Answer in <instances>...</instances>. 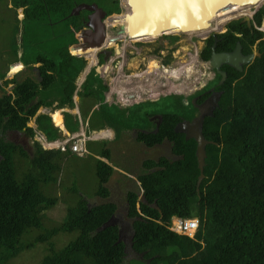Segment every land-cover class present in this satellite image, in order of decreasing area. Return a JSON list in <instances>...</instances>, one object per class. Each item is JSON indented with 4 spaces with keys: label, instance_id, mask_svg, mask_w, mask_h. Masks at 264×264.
<instances>
[{
    "label": "trees",
    "instance_id": "obj_1",
    "mask_svg": "<svg viewBox=\"0 0 264 264\" xmlns=\"http://www.w3.org/2000/svg\"><path fill=\"white\" fill-rule=\"evenodd\" d=\"M93 3L107 15L121 12L118 0H9L15 14L16 10L23 9L20 60L25 66H40L28 69L36 71L37 78L16 82L19 76L16 75L11 81H5L6 86L10 82L15 85L11 94L0 85V264H15L23 256L39 250L42 256L38 264H125V245L117 242L118 228L107 225L117 207L110 203L87 206L82 199L71 206L70 194L62 193L63 203L67 206L64 221L48 220L45 211L57 206L56 189L62 186L58 183L61 158L56 157L57 152L43 150L38 144L31 147L33 156L29 158L28 148L9 141L8 136L13 132L34 135L27 124L40 107L51 106L45 93L55 88L60 92L54 96L62 98L59 107L63 103L74 107V80L86 61L71 56L68 50L74 56L85 57L93 65L101 48L82 45L70 48L79 43L77 36L89 12L82 11L77 16H71V13L78 5ZM241 6L229 13L227 23L253 15L255 7ZM263 17L264 7L253 16L252 22L260 27ZM212 19L210 31H223V17ZM24 23L35 27L62 24L61 33L53 32L50 40L57 42L60 36L67 35L71 42L59 45L53 53L39 52L29 58L28 50L39 47L40 40L28 39L30 33ZM106 27L118 28L120 21ZM226 29L225 33L217 35L220 41L216 52H231L239 42L244 55L256 49L259 56L244 66L243 72L225 67L227 79L218 87L223 90L219 106L213 116L203 122V136L211 143L206 147L205 178L198 190L200 171L196 143L186 141L183 134L175 132L184 113L167 109L156 133H137V142L149 149L167 144L177 159L159 158L157 162H146L145 166L152 167L153 171L138 179L143 190V201H139L138 210L135 207L137 194L133 192L127 197L128 207L123 219L131 221L132 249L140 255L129 264H264V40L261 32H264V22L261 31L242 21H233ZM207 34L196 33V36L203 40ZM164 38L172 42L178 39L177 36ZM213 42L212 36L205 41L201 60H209ZM104 46L115 48L114 39L107 38ZM16 55L14 52L11 63L17 61ZM75 60L80 61L79 68H76ZM103 63L101 59L100 64ZM195 63L194 58L175 70L154 73L148 69L146 74L157 77L163 73L160 79L166 77L175 84L182 81V74L196 73ZM7 71H0V79L5 78ZM15 74L9 72L7 76L10 78ZM95 75V69H92L82 85L84 96L94 93L92 86L96 83L89 85V80ZM137 77L142 79L143 75L133 76L134 79ZM97 87L106 90L101 81ZM180 100L178 98L183 107ZM36 123L48 140L59 137L46 115L38 116ZM121 123H112L119 133L130 129L124 120ZM50 128L53 133L48 131ZM22 160L26 162L21 163ZM99 164L107 169V172L101 167L98 169L97 177L102 184L107 182L112 169ZM98 191L99 195H105L102 186ZM172 216L199 219L194 239L168 229ZM73 232L76 233L73 240L59 247L56 245L63 237L61 235Z\"/></svg>",
    "mask_w": 264,
    "mask_h": 264
},
{
    "label": "rangeland",
    "instance_id": "obj_2",
    "mask_svg": "<svg viewBox=\"0 0 264 264\" xmlns=\"http://www.w3.org/2000/svg\"><path fill=\"white\" fill-rule=\"evenodd\" d=\"M120 1H122L123 3V8H125V10L128 11L127 3L124 0H119V2ZM239 6H234V7L232 6L226 9L225 11H219L218 13H216V15H214L213 18L222 16L224 19L223 31L216 33L212 32L211 34H208L206 38L213 35V33L218 35L223 34L230 23H232L233 21L243 20L244 18H241L227 23L230 20L229 13L238 9ZM263 7L264 6H262L261 8ZM20 13L21 10L16 11V14L14 13V10H11V5L9 4V0H0V71L2 72H4L5 70L4 66L6 65V62L12 59L14 52L16 53L23 52V48L21 44L22 18L20 16ZM123 18L124 15H122L121 18H114V20L113 18H110L106 21V23L107 25L113 26L116 21H120L119 19H123ZM15 19H17L18 23ZM263 22H264V17L262 19V23ZM60 25L50 26L43 24V25H39L38 27H35L34 25L32 26L27 23H24V27L28 26V31L30 33L28 39L40 40L39 47H37L36 49L31 48L28 50V52L30 51L29 58H31V55L36 56L39 52H43V53L48 52V54L53 53L56 51V48L59 45L61 46L62 44L67 45L71 42V39H69L67 35L60 36L57 39V42L54 40H50V38H53L52 36L53 32L56 31L59 34L61 33L62 27H60ZM210 30L211 29L206 30L204 33H209ZM173 31L176 32L177 30H173ZM189 31L190 28L186 33L187 35L185 34L172 35L178 37V39L174 42L170 41L168 38L165 39L164 37L146 39L148 41H143V42H132V41L128 42L122 40L123 43L115 45V48L114 47L111 48V51H113V53H111L112 57L108 61H106V63L105 62L103 63V65L106 66L114 65L113 67L114 69H112V71H110L108 75H102V77L105 76L104 80L110 85L106 91L110 90V87L112 88L113 91L116 90L121 91L124 90L126 87V94L121 103L126 102L130 104L133 103V101L136 102L145 101L141 103H135L133 105H128L127 107L129 108L123 111H120L115 106L113 109H108L107 111L110 112L111 113L110 116H112L110 119L112 120V122L116 123L117 125H120L122 124L121 121L124 120L126 122L127 127L132 129H137L138 131H140L141 128L151 127L150 119L152 118L153 114H164L165 112L167 113V109H171L175 111L179 110L180 113L182 114L184 113L186 115H189V113L192 112L191 105H184L182 107L179 104L178 98L174 96L165 97V95H176L187 98L186 96L192 94L193 91L198 90L200 87H203V85L213 80V74L209 69L208 63L201 60L200 58V53L205 47L204 45L206 39L202 40L196 36L197 32H189ZM115 33H116V28H111V29L107 28L106 38H113L112 36ZM262 39L264 40V33ZM116 50L122 51V56L118 54L116 55ZM81 58H83L86 61L85 66L87 70H89L91 67L94 66V64L91 65V62L87 61L85 57H81ZM194 58L196 59V63H195L196 73H194L191 76L187 75L186 73L182 74L181 76L182 81L175 83V85L171 84L174 82V80L166 79V77L160 79L156 77L154 74H148V76L145 75L148 71V66H149L148 64L153 65L155 62H157L158 65L160 66V69H158L159 71L157 73H160L161 70L163 69L169 70V69L179 68L180 65L181 66L183 65V62L187 64L188 61H190V59H194ZM74 64L75 66H77L76 68L80 67V61L75 60ZM162 65L165 66L166 68H163ZM122 66L123 69L119 71V67ZM22 69L23 66L21 64H16L11 67V72L17 74ZM150 70L152 72L155 71L153 69ZM98 71L99 72L101 71V73L104 74L103 73L104 66H101L98 69ZM144 71L145 74H142ZM136 75H141V76L143 75V78L136 80L133 78V76ZM97 77L98 76L95 75L94 78H91L89 80V85H91V83H96L100 85V81H101L100 77L98 78ZM167 83H169L171 87L169 88L161 87L163 84H167ZM210 84L215 85V82H212ZM0 85L4 87L6 92H11L14 88V85L6 86L3 79H0ZM212 87L213 86L210 85L208 87V90L212 89ZM154 89L155 91H153ZM160 96L161 98L159 100H156L157 97ZM113 99L115 100L116 97L113 96ZM181 102L183 103V101ZM51 114H52L51 117L55 125L61 127L62 117L60 113L56 111L55 113L52 112ZM147 115H151V116L147 117ZM28 125H31V123H29ZM8 136H10L9 141H13L12 134H9ZM22 137L23 136L21 134H18L16 136L15 139L17 140V143L18 142L22 143L23 141ZM22 145L23 147H26L24 142ZM27 150L30 151L29 158H32L33 156L31 152L32 149L28 148ZM112 150L114 151L112 152L110 161L113 162V164H115L116 166L124 168L127 172H131L130 171L131 166H129V164L126 163L125 161L141 162L144 159L145 155L147 154V151L145 155L136 152L133 145L132 144L127 145V142H120L119 146ZM23 162H26V160L21 161V163ZM82 168L84 169V164L83 165L74 164L72 162L66 164L64 174H67V178L63 181V186H60L61 189L59 188L56 189V193L59 199L57 202V206H55L50 210H46L45 218H47L52 222L57 221L61 223L64 221L66 217L65 212L67 210L66 209L67 206L63 203L62 200L63 199L62 193L64 191L70 194V198L68 199V201L71 203V206H73L76 202L78 203L81 199H84L85 196L89 197L95 194V192H97V189L100 188L98 177L94 175V173H92L91 175V170H83ZM121 186L122 183L119 186V188L114 187L113 189V194H114L113 197L120 205L119 209L124 208L125 205L124 189L123 187L121 189ZM98 197L101 198L109 197V194L98 195ZM64 214L65 216L63 217ZM112 222L114 223V221ZM114 224L118 226L120 225V222L116 221ZM125 227L126 226L122 228L123 230L122 240L124 242L125 240L128 241V237L131 236L130 231L124 232ZM61 236L63 237L60 238L59 240L60 242L56 244L58 247L61 246L62 243L67 244L69 241L73 240L76 237V233L73 232L71 234H63ZM126 247L127 249H126V256L124 261L125 264H129L131 263V261L140 258V255H137L132 250H130L129 242L126 243ZM41 256H42L41 251L39 250L35 253H30L26 255V257L23 256L22 258L17 260L15 264H36Z\"/></svg>",
    "mask_w": 264,
    "mask_h": 264
},
{
    "label": "crops",
    "instance_id": "obj_3",
    "mask_svg": "<svg viewBox=\"0 0 264 264\" xmlns=\"http://www.w3.org/2000/svg\"><path fill=\"white\" fill-rule=\"evenodd\" d=\"M82 5H86V4H82ZM77 7H79V5ZM77 7H75V9ZM20 10L22 14L23 9ZM81 12L82 11H80L79 14ZM72 16H77V15H72ZM22 54L23 52H17L16 55L17 61L11 63L10 62L12 60L11 59L10 61L6 62V65L4 66L5 70L8 71L11 70V67L16 64H21L23 66V69L17 74L19 76L16 78V82H22L28 78L38 77V73L36 71H28V69L31 68L37 69L40 66V64H28L26 66L23 65L22 61L20 60ZM109 68L107 70V73L105 74L102 73L99 74L95 70L96 75H98L102 81V86H105L106 90L107 88H109L110 85L104 80L105 76L102 77V75H108L109 72L112 71V69H114L112 68V66H109ZM119 68L122 69V67ZM91 70L92 69L87 70L85 66L75 77L74 80L75 90L72 96V102L74 104V107L71 108L68 105H66V103H63V106L59 107V103L61 102L60 99L62 98L54 96L55 93L60 92L59 89L55 88L53 89V91H50L49 93H45V95H47L48 97L47 102L51 106L40 107L35 117L32 118L29 122L31 123V125L28 126L34 129V131L38 133L41 137L46 138L45 134L42 131L38 130V126L36 123V119L38 116L46 115L50 119V123L53 126V128L58 129L56 130L57 131L56 133L60 136L59 138L56 139L57 141H63L67 139L68 136L76 137V136L84 135L86 138L85 149L87 151L85 155L78 156L75 153H71L69 150H66L65 152L55 151L57 152L56 155H58L56 157L61 158V169L58 175L60 177L59 180L60 182L58 183H61V185L63 186V181L67 178V174H64L67 163L72 162L74 164H81V165L84 164V169L82 168L83 170H91V175L92 173H94V175L97 176L99 167L102 168V171L107 172V169L99 164V162L101 161L105 163L107 166L112 168L111 175L109 176L107 182H104L102 184L99 183L100 186H102L103 189H105L104 192L105 195L109 194V197H103V198L98 197L99 195V191H98L99 188H98L95 194L89 196V197L92 196L94 197L89 198L85 196L84 199L82 200L90 201L91 199H95L96 204H106V203L113 204L114 206L117 207L116 213L125 215L128 207L127 197L130 193L133 192L136 193L138 196V201H143V190L141 187H139L140 182L138 181V179L139 177L146 176L149 173H152L153 171L152 167L148 165L145 166L146 162L148 160H153L157 162L159 158H163V157H159V153L157 151L155 152V150L151 154V156L146 157V155H148L146 154V149L140 147L138 145L140 143L137 142L135 139V133L137 134L139 132L137 129L130 128L129 130L119 133L113 127L112 123L114 124V122L110 120L112 117L110 116L111 113L108 112L107 110L113 109L114 106L117 107L120 111L127 110L129 107H125L127 105L124 104L122 105L121 103L123 98L125 97L126 92H123V94L122 93L119 94V90L113 91L111 87L110 90L104 91V90H100L97 87V84H94L92 86V88L94 89V93L90 92L89 95L84 96L86 93L84 92V88H82V85L86 81ZM7 75L5 76V78H3V81L10 80L12 78V77L8 78ZM9 85H14V84L10 82L8 83V86ZM113 96L116 97L115 100L113 99ZM140 102H145V101H140ZM56 111H58L62 117L61 127L56 126L51 117L52 116L51 113L52 112L55 113ZM109 122L112 123L110 124ZM48 131L52 133L54 132L51 130V128ZM120 142H127V145L132 144L136 152L142 153L144 155L146 154L141 162L125 161L126 163L129 164V166H131L130 167L131 172H127L124 168L116 166L115 164H113V162L110 161L112 152L114 151L112 149L118 147ZM25 143L26 140L24 141V144ZM121 183H122L121 189L122 187L124 189L125 205L124 208L119 209L120 205L113 197L114 196L113 189L114 187L119 188ZM63 193L68 194L66 191H64ZM135 207L138 210L139 205Z\"/></svg>",
    "mask_w": 264,
    "mask_h": 264
},
{
    "label": "water",
    "instance_id": "obj_4",
    "mask_svg": "<svg viewBox=\"0 0 264 264\" xmlns=\"http://www.w3.org/2000/svg\"><path fill=\"white\" fill-rule=\"evenodd\" d=\"M252 2H249L247 0H196L194 6L188 7L185 6L183 9V15L177 17V16H169V15H161L160 10L157 9L150 0H136V3L133 2V0L130 2V0L127 1V7L128 11H126L125 14V22L126 26H120L117 30V36L114 38L115 41H131L132 38L130 35L136 36L137 38L143 39V38H152V37H164V36H172V35H178V34H185L188 32L187 26H192L190 28L189 32H197V33H203L206 30H209L212 26V18L216 13H218L220 10L224 8H229L234 5L241 4L243 6H254L255 9L253 11V14L261 8V5L256 8L257 4L261 0H250ZM244 3V4H242ZM222 5L223 7H220ZM121 7V5H120ZM122 8V7H121ZM186 10H190L191 12L188 13ZM80 11H87L91 13V15L88 17L87 22L85 23L86 30L82 31L81 37L83 38V44L80 43L79 46H86V47H92L95 48H103L104 43L106 41V33L105 29L107 28L105 26V22L103 21L106 12L99 8L96 4L91 5H79L76 9H74L71 13L72 15H78ZM122 14V13H121ZM119 14V15H121ZM117 16V15H115ZM251 17H245L242 22H245L248 27L251 26ZM187 22H190L189 24H186ZM140 25V27L138 26ZM177 30L174 32L173 30ZM211 32V31H210ZM210 32L208 34H210ZM207 34V35H208ZM216 36V35H214ZM207 37V36H206ZM217 41L215 40L213 46H212V52L211 57L209 59V65L215 69H217L219 75L221 76L220 83L222 84L227 74L224 71L220 70L221 65H227L230 68H233L239 72L244 71V66L249 65L253 60L259 56L258 52H253L248 55H244L242 52V45L238 42L235 46V48L228 53H217L215 51ZM103 52L102 50L99 51ZM116 53H120L119 50L116 51ZM98 56V53H96V57ZM107 61V58L104 59V62ZM101 66H97L95 70L101 74V71L99 72L98 69ZM109 66L105 67L104 73H107V69ZM156 101V100H155ZM195 122V121H194ZM194 122H184L182 124H179L175 128L176 133H182L185 135V140H193L196 143V159H197V166L200 171V175L197 180V189L199 185L201 184L202 180L205 178L204 176V168L206 166V147L209 145V141H207L202 133L203 128V118L199 121L200 126L195 129L194 133H191L192 131L190 129H193ZM184 125V130H179V126ZM158 130V129H157ZM156 130V131H157ZM190 130V131H189ZM190 135H189V132ZM156 133V132H154ZM112 217L108 221V224H112ZM129 231H133V228L130 226L128 227ZM134 231L132 232L131 237L133 238ZM121 231L119 229L118 234V240L117 242H121ZM132 248V245H130ZM126 249V248H125Z\"/></svg>",
    "mask_w": 264,
    "mask_h": 264
},
{
    "label": "flooded vegetation",
    "instance_id": "obj_5",
    "mask_svg": "<svg viewBox=\"0 0 264 264\" xmlns=\"http://www.w3.org/2000/svg\"><path fill=\"white\" fill-rule=\"evenodd\" d=\"M93 4H95V3H93ZM119 7H120V3H119ZM99 8H101V7H99ZM120 9H121V7H120ZM121 13L122 12H120V14ZM90 15H91V13H89L87 15V19H88V17ZM115 15H119V14L107 15V13H106V16H105V18H104L103 21L105 22L106 20L110 19L112 16H115ZM85 23L88 24L89 22H87V20L84 22V26L82 27L81 31L86 30ZM106 29H105V33H106ZM117 30H118V28H116V33H117ZM116 33L112 36L113 39L117 36ZM213 38H214V42L216 40L217 41V44H218V42L220 41V39H218L217 36H213ZM115 42H116L115 45L123 43L122 40L121 41H115ZM214 42H213V44H214ZM213 44H212V46H213ZM217 44H216V46H217ZM212 46H211V50H212ZM102 51L103 52H100V53L98 52V56L96 57L97 63H100V60L101 59L104 62V59L105 58H107V61H108L112 57L111 53H113V51H111V49L104 48ZM215 51H216V47H215ZM253 52H257V50L254 49ZM217 53H228V52L223 51V52H217ZM116 55H117V53H116ZM118 55L122 56V51H120V53ZM210 57H211V55H210ZM205 62L208 63L209 69H210L211 73L213 74V80L211 82H208L207 84L203 85V87H200L198 90L193 91L192 94H190L189 96H186L187 98L181 97V96H176V95H165V97H167V96H174L176 98H181L180 101H183L184 105H191L192 112L189 113V115L184 114L183 116H181V121L179 123H177V125H176V127H177L179 124H182L184 122H194L195 121L194 122L195 125H194L193 129H190L192 131L191 133H194L195 132V129H197L200 126L199 121L202 118H203V122H204L205 118H207L208 116H211V117L213 116L214 111L219 106V102H220L221 97H222V94H223V90H219L218 87L221 86V85H223L224 82L227 79V77H226L225 81L221 84L220 83L221 76L219 75L217 69H215V68H213V67H211L209 65V60L208 61H205ZM113 67H114V65H112V68ZM225 67H227V65H221L220 70L226 72V74H227V70H225ZM92 68H95V67H92ZM122 69H123V66H122ZM109 70H110V68H109ZM217 77H218V79H217ZM212 82H215V85L210 84ZM210 85L213 86V87H212V89L208 90V87ZM160 98L161 97H158L156 100H159ZM150 120H151V127L150 128L149 127L141 128L140 131L142 133L148 134V133H151V132H155L159 128L160 124L163 121V114H153L152 115V118ZM184 129H185L184 128V125L179 126V130H184ZM11 134H12V137H13V142L17 143V140L15 138H16V136L18 134L16 132H13ZM179 134H182V133H179ZM189 135H190V132H189ZM184 137H185V135H184ZM135 139L137 141V134L136 133H135ZM23 142L24 141H22V143L21 142H18L17 144H21L22 145ZM138 145L140 147H143L144 149H146L147 154H148V155H146V157L151 156V154L155 150V152L157 151L159 153V157H163V158H165L167 160H170V161H174V160L177 159V156L171 152V150H170V148H169V146L167 144H163V145H161V146H159L157 148H153V149H149V147H146V145H144L143 143H140ZM89 205L90 206H96L95 199H91L89 201ZM118 219H120V218L118 217ZM118 219H116V217H114L112 221H114V223L116 221L120 222ZM124 226H125V224L121 223L119 227L123 228ZM127 231H128L127 229H124V232H127ZM128 240H129V237H128Z\"/></svg>",
    "mask_w": 264,
    "mask_h": 264
},
{
    "label": "clouds",
    "instance_id": "obj_6",
    "mask_svg": "<svg viewBox=\"0 0 264 264\" xmlns=\"http://www.w3.org/2000/svg\"><path fill=\"white\" fill-rule=\"evenodd\" d=\"M119 1V0H118ZM120 3V2H119ZM121 5V4H120ZM261 8H259V10H260ZM18 10H20V9H18ZM18 10H16V11H18ZM258 10V11H259ZM121 11H122V13H123V8H121ZM257 11V12H258ZM257 12H255L253 15H252V17H251V25L253 24V27L256 29V30H258L259 31V29L263 26V23H261V26L260 27H257L252 21H253V16L257 13ZM22 19H23V11H22ZM22 19H21V21H22ZM242 21V20H241ZM245 23V22H244ZM251 27V26H250ZM259 28V29H258ZM226 31H227V29H226ZM225 31V32H226ZM260 31H261V29H260ZM224 32V33H225ZM262 33H264L263 31H261ZM212 32H210V34H211ZM216 33V32H215ZM215 33H213V35H211L212 37L214 36V35H218V34H215ZM81 35H82V31H80V33L78 34V41H79V43L77 44V45H74L72 48H74V47H79V45H80V43L82 42L79 38H82L81 37ZM221 35V34H220ZM211 36H209L208 38H210ZM208 38H205L206 40L208 39ZM205 40V41H206ZM70 47V48H71ZM105 47L103 46V48H101L100 49V51L101 50H103ZM68 52H70V49L68 50ZM202 52V51H201ZM98 53V52H97ZM70 54V53H69ZM71 55V54H70ZM71 56H73V57H76V58H81L80 56H74V55H71ZM96 63H97V61H96ZM95 63V64H96ZM97 66H104V70H105V67H106V65H101L100 63H98L96 66H93V67H97ZM95 68H90V69H95ZM9 72H11V70H9V71H7V73H6V75L7 74H9ZM104 73V72H103ZM18 74V73H17ZM17 74H15L14 76H11L12 78L10 79V80H5V81H11ZM105 74V73H104ZM5 75V76H6ZM4 81V82H5ZM3 87V86H2ZM14 89V88H13ZM13 91V90H12ZM12 91L11 92H7V93H12ZM136 103V101H133V103H130V105H133V104H135ZM139 103H141V102H139ZM125 107H127V106H125ZM29 124V123H28ZM28 124H27V126H28ZM30 128V127H29ZM56 130H58L57 128H56ZM33 131H34V129H33ZM139 132H141V131H139ZM145 132V131H144ZM23 135V139H24V141L26 140V143H25V145H26V147H24V148H31V147H35L34 145L35 144H38L43 150H46V151H59V152H65L66 150H69L71 153H75L76 155H78V156H82V155H85L86 153H87V151H86V149H85V143H86V140L84 141V143H83V150L82 151H80V152H74V151H72L71 150V142L72 141H70L71 140V138H73L72 136H68L67 137V139H65V140H63V141H57L56 139H54V140H48L47 138H44V137H41L38 133H36L35 131H34V135L32 136V137H30V136H26L25 134H22ZM60 136V135H59ZM59 138V137H58ZM86 139V138H85ZM57 141V142H56ZM101 162V161H100ZM101 163H103V162H101ZM104 165H106L105 163H103ZM107 166V165H106ZM109 167V166H108ZM112 169V168H111ZM141 185V184H140ZM140 185H139V187H140ZM198 190V189H197ZM85 201V200H84ZM87 203V206H90L89 205V201H86ZM139 201L137 202V204H136V206H138L139 204ZM96 205H99V204H96ZM139 209V208H138ZM117 212V211H116ZM114 217H116V219H118V217L120 218V219H118L119 221H120V224L121 223H123V224H125V229H127L128 231H129V228L128 227H130L132 224H131V221H128V220H125V219H123V215L122 214H119V213H115V215H113L112 216V218H114ZM190 219H197L198 221H199V219L198 218H190ZM113 220V219H112ZM181 220H183V218H179V217H177V216H172L171 218H170V222H169V225H168V229L172 232V233H175V234H177V235H180V234H178V233H176L175 232V230H176V228H177V225H178V223L181 221ZM112 224H113V222H112ZM108 225H110V226H113V225H111V224H108ZM114 226H116V225H114ZM120 225H118V226H116L117 228H118V234H119V229H120V231H121V237L123 236L122 235V233H123V231H122V228L121 227H119ZM199 228V227H198ZM130 234L132 235V232H131V230H130ZM180 236H186V235H180ZM186 237H188V236H186ZM195 237V236H194ZM188 238H190V237H188ZM190 239H194V238H190ZM132 240H133V238L130 236L129 237V240L128 241H126L125 240V242L122 240L121 242H123L124 243V245H125V248L127 249V247H126V243L127 242H129V247H130V245H132ZM124 248V251H125V254H126V249ZM130 250H132L135 254H136V252L130 247Z\"/></svg>",
    "mask_w": 264,
    "mask_h": 264
},
{
    "label": "built area",
    "instance_id": "obj_7",
    "mask_svg": "<svg viewBox=\"0 0 264 264\" xmlns=\"http://www.w3.org/2000/svg\"><path fill=\"white\" fill-rule=\"evenodd\" d=\"M71 55V51L69 52ZM98 63L94 64V66H96ZM163 68H166L165 66L162 65ZM121 69L119 68V71ZM145 74V71L142 73ZM163 96V95H162ZM161 97V96H160ZM158 98V97H157ZM123 101V100H122ZM128 102V101H127ZM129 105L128 103H122V105ZM85 136L84 135H80V136H76L71 138L70 141H72L71 143V150L74 152H80L83 150V143L85 141ZM199 227V221L197 219H183L181 220L178 225L177 228L175 230L176 233L180 234V235H186L190 238H194L197 230Z\"/></svg>",
    "mask_w": 264,
    "mask_h": 264
},
{
    "label": "bare ground",
    "instance_id": "obj_8",
    "mask_svg": "<svg viewBox=\"0 0 264 264\" xmlns=\"http://www.w3.org/2000/svg\"><path fill=\"white\" fill-rule=\"evenodd\" d=\"M126 3H127V1L128 0H124ZM132 0H130V2H131ZM140 1V0H139ZM247 1H249V2H252V1H250V0H247ZM133 2L134 3H136V0H133ZM242 4H244V3H242ZM239 5H241V4H239ZM239 5H234V6H239ZM260 5H262V6H264V0H261V1H259L258 2V4L256 5L257 7H259ZM233 6V7H234ZM252 6V5H251ZM121 7L123 8V3H122V1H121ZM220 7H223L222 5H220ZM243 7H246V6H243ZM252 7H254V6H252ZM230 8V7H229ZM228 9V8H227ZM129 10V9H128ZM226 10V8H224V9H222V10H220V11H225ZM123 15L125 16V12L127 11V10H125V8H123ZM186 12H188V13H190L191 11L190 10H186ZM216 15V14H215ZM219 15V14H218ZM112 18V17H111ZM121 18V17H120ZM113 20H114V18H113ZM120 20V26H126V23L127 22H125V19L123 18V19H119ZM107 21V20H106ZM106 21H105V25L107 26V23H106ZM117 22V21H116ZM115 22V23H116ZM211 22H213V19H212V21ZM189 23H191V21L190 22H187L186 21V24H189ZM108 26H110V25H108ZM112 26V25H111ZM139 27H140V25H138ZM192 26H187V28L189 29V28H191ZM210 29H212V28H210ZM176 30V29H175ZM185 35H187L186 33H185ZM189 36V35H188ZM130 37L132 38V42H143V41H148V40H146V39H152V38H158V37H152V38H143V39H140V38H137L136 36H133V35H130ZM81 41H82V43H83V38H79ZM113 39V38H112ZM134 39V40H133ZM129 42V41H128ZM198 45V44H197ZM126 46V45H125ZM78 52H80V51H78ZM149 66H148V69H153V70H155L154 71V73H157L159 70L158 69H160V66L158 65V63L157 62H155L153 65H150V64H148ZM181 66V65H180ZM179 66V67H180ZM170 67V66H169ZM175 69H177V68H175ZM175 69H166V70H161V71H163V73L164 72H166V71H171V70H175ZM163 73L161 74V75H159V76H157L158 78H160L162 75H163ZM145 75H148V74H145ZM192 74H190V76H191ZM140 78L139 77H137L136 78V80H139ZM159 84V83H158ZM172 85H175L174 83H171ZM162 88H169V87H171L170 86V84L169 83H167V84H165V85H162L161 86ZM172 89V88H171ZM153 91H155V89L153 90ZM123 92H125L124 90L123 91H119V94L120 93H122L123 94Z\"/></svg>",
    "mask_w": 264,
    "mask_h": 264
},
{
    "label": "snow or ice",
    "instance_id": "obj_9",
    "mask_svg": "<svg viewBox=\"0 0 264 264\" xmlns=\"http://www.w3.org/2000/svg\"><path fill=\"white\" fill-rule=\"evenodd\" d=\"M160 10L161 15L181 16L185 6H194L196 0H150Z\"/></svg>",
    "mask_w": 264,
    "mask_h": 264
}]
</instances>
